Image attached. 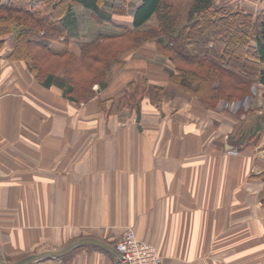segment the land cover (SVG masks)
<instances>
[{
	"label": "crops",
	"instance_id": "0c3cea01",
	"mask_svg": "<svg viewBox=\"0 0 264 264\" xmlns=\"http://www.w3.org/2000/svg\"><path fill=\"white\" fill-rule=\"evenodd\" d=\"M140 2L129 0L130 13L109 21L76 3L75 32L50 50L78 56L100 31L132 29ZM156 25L152 16L142 28ZM14 36L0 48L4 261L83 237L116 247L131 229L162 264H264V85L253 82L260 94L247 109L210 108L172 80L173 62L146 41L123 51L89 96L72 99L58 81L46 86L27 62L9 58ZM138 78L148 89L132 105L124 95ZM29 264L117 261L84 243Z\"/></svg>",
	"mask_w": 264,
	"mask_h": 264
},
{
	"label": "trees",
	"instance_id": "16d2710c",
	"mask_svg": "<svg viewBox=\"0 0 264 264\" xmlns=\"http://www.w3.org/2000/svg\"><path fill=\"white\" fill-rule=\"evenodd\" d=\"M76 3L107 21L111 14L130 13L129 0H0V48L4 43L2 37L15 33L9 58L27 62L34 77L46 86L58 81L69 98L89 96L92 85L103 84L108 68L118 63L123 51L138 48L146 41H154L158 50L171 59L175 70L170 75L172 80L210 108L215 107L218 99L234 100L249 93L254 81L264 85V5L254 17L243 9L217 6L213 0H193L187 22L182 25L172 3L141 0L131 11L132 29L122 27L119 33L100 31L94 39L81 44L78 56L68 52L57 54L49 45L75 32ZM152 16L157 25L142 28ZM213 24L224 31L223 39L211 37ZM49 60L65 67L68 80L54 77V71L61 66L52 70ZM74 72H87L96 78L79 88L82 83L73 77ZM147 89V82L138 78L124 97L134 105ZM261 200L264 203V191Z\"/></svg>",
	"mask_w": 264,
	"mask_h": 264
},
{
	"label": "rangeland",
	"instance_id": "374dc122",
	"mask_svg": "<svg viewBox=\"0 0 264 264\" xmlns=\"http://www.w3.org/2000/svg\"><path fill=\"white\" fill-rule=\"evenodd\" d=\"M166 1L172 3L174 5V7L176 8V10H178V12L180 14V24L183 25L184 23H186L187 22L188 8H189V6L193 0H166ZM213 1H214L215 5H217V6H226L231 10L243 9L246 12H251L254 15V17H256L257 14H259V11L261 10V8L264 5V0H213ZM210 34H211V37L213 39L219 40L221 38L222 39L224 38V31L222 29H220L218 27V25H214V24L211 25ZM58 60H62V59H58ZM49 61L52 63V66H53L52 70H54L58 66H61L56 71H54V72H56L55 74L57 75L56 78L59 80L62 79L64 81L68 80V75H66L65 67L62 66L61 64H59V65L56 64V61H54V60H53L54 62H52V60H49ZM73 77H75L76 80H79V82L82 83V85L78 84L79 88H83V86H85V84L89 83L91 81L90 79H92L95 76H93L92 74H87V72H74ZM253 84H255V83L252 82L250 85L249 93H247V94H245L242 97H239L237 99L248 96L249 94H251V95L255 94L254 97L257 94H260L259 86L258 85L252 86ZM252 88H255V93H253ZM221 99H223V98H221ZM237 99H234V100H237ZM219 100L220 99H218L215 106L218 105ZM227 101L230 102L233 100H227ZM253 102H254V100H252V102L250 103V106L253 104ZM214 109H215V107H214ZM242 109H245V108H240L239 110H242ZM223 110H227L229 112H232L231 110H228V109H223ZM239 110L237 112H239Z\"/></svg>",
	"mask_w": 264,
	"mask_h": 264
},
{
	"label": "built area",
	"instance_id": "2783aa9c",
	"mask_svg": "<svg viewBox=\"0 0 264 264\" xmlns=\"http://www.w3.org/2000/svg\"><path fill=\"white\" fill-rule=\"evenodd\" d=\"M256 83L252 86H257L258 84ZM255 88H252L253 93H255ZM254 95L249 94L230 102L220 99L217 108L218 110L228 109L232 112H237L240 108H248L252 100H254ZM116 248L119 251V260L126 264H162V256L155 245L138 238L131 229L127 230L117 242Z\"/></svg>",
	"mask_w": 264,
	"mask_h": 264
},
{
	"label": "water",
	"instance_id": "95a60500",
	"mask_svg": "<svg viewBox=\"0 0 264 264\" xmlns=\"http://www.w3.org/2000/svg\"><path fill=\"white\" fill-rule=\"evenodd\" d=\"M139 117H140V108H139V105L137 104L136 121H139ZM84 243H90V244H93L96 246H100L115 256L117 264H126L125 262H122L119 260V251L117 250L116 247H112L104 241L98 240L96 238H90V237L80 238L76 242H74V243H72V244H70V245H68L62 249H59V250H45V251L40 252V253L27 255V256L15 261V262H6L3 260V258L0 255V264H29L35 260H38V259H41L44 257H55V256L64 255L67 252H69L70 250H72L73 248L80 246Z\"/></svg>",
	"mask_w": 264,
	"mask_h": 264
}]
</instances>
